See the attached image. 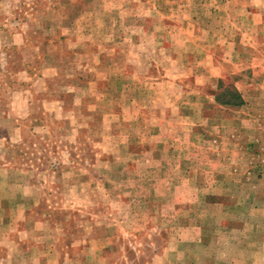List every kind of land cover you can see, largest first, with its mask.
Wrapping results in <instances>:
<instances>
[{
	"label": "crops",
	"instance_id": "obj_1",
	"mask_svg": "<svg viewBox=\"0 0 264 264\" xmlns=\"http://www.w3.org/2000/svg\"><path fill=\"white\" fill-rule=\"evenodd\" d=\"M18 5L0 0V14ZM61 6L70 35L92 38L105 51L98 72L111 82L103 89L100 81L79 87L75 80L78 101L68 121L100 155L126 154L114 165L133 181L111 187L101 160L103 183L86 174L79 181L67 170L46 181L45 173L19 168L18 152L6 145L25 141L26 123L33 132L35 121L20 105L0 101V254L7 255L0 264H93L92 253L101 255L124 230L69 212L92 209L97 196L117 206V220L123 207L130 209L133 230L156 222L166 231L176 246L147 264H264V178L249 152L264 128V99L251 97L264 91V0H64ZM151 14L162 15L155 38ZM130 59L139 68L125 63ZM255 78L262 84L253 89ZM229 91L241 97L240 106L223 103ZM240 190L249 192L240 197ZM52 206L68 213L57 222L44 210ZM174 252L179 261L167 256Z\"/></svg>",
	"mask_w": 264,
	"mask_h": 264
},
{
	"label": "rangeland",
	"instance_id": "obj_2",
	"mask_svg": "<svg viewBox=\"0 0 264 264\" xmlns=\"http://www.w3.org/2000/svg\"><path fill=\"white\" fill-rule=\"evenodd\" d=\"M63 1L19 0V9L0 14V101L20 105L23 113L30 116V122L35 121V125H32L35 127L33 132L31 125L26 123L25 141L9 142L6 146L18 152L19 168H27L35 176L45 173L46 181H52V173L67 170L77 173L79 181L86 174L87 181L92 178V181L103 183V178L98 173L101 160L102 165H109L110 173L106 180L111 187L132 183L130 172L119 174L114 165L120 159L126 160V154L118 156V159L113 153L100 155L99 146L90 141L83 131H75V126L68 121L71 105L78 101L73 92L75 80H78L79 87L83 81L86 84L100 81L103 89L109 87L111 82L104 79V76L100 77L98 72L99 67H103L106 55L103 48L96 45L92 38L84 42L83 37L77 39L70 35L67 28L68 13L61 6ZM161 21L162 15L151 14V38L157 37V33L162 31ZM118 55L121 54L117 53ZM125 63L132 69L139 68L134 59ZM112 67L115 69V65ZM252 83L253 89L262 84L260 78H255ZM257 91L261 95L252 93L251 97L264 99V91L254 90L255 93ZM253 103L256 104L254 101ZM259 136L258 141L253 142L250 147V161L257 174L264 178V128ZM133 148L131 146L129 150ZM247 192L249 191L245 190L243 193L240 190L239 196L243 197ZM253 192L257 195L260 190L256 186ZM97 200L98 203L92 209L80 207L69 212L81 213L82 218H94L93 225L98 226L103 222L108 226L119 224L124 230L121 236L108 240V247L101 255L92 253L90 260L93 264H147L156 253H162L164 248L176 246L172 243L169 245L172 240L165 236L166 231L161 230L160 223L140 222L138 229L133 230L136 227L127 219L130 209L123 207V219L117 220V206L111 205L110 201H100L99 196ZM57 208L60 207L52 206L44 210L54 213L52 218L55 216L59 222L68 211H58ZM79 224L80 221L75 223L76 226ZM64 225L68 226V223ZM152 228H158L160 232H154ZM77 233L75 230V234ZM80 242L82 241H77L74 249L76 257L81 255ZM62 243L70 244L72 239L64 238ZM65 254H61L60 261L67 257ZM73 256L70 255V258ZM167 256L172 262L179 261V255L175 252L167 253ZM0 257L7 260L5 253H1Z\"/></svg>",
	"mask_w": 264,
	"mask_h": 264
},
{
	"label": "trees",
	"instance_id": "obj_3",
	"mask_svg": "<svg viewBox=\"0 0 264 264\" xmlns=\"http://www.w3.org/2000/svg\"><path fill=\"white\" fill-rule=\"evenodd\" d=\"M229 100L225 101L223 103L228 104V105H233V106H240L241 104V97L237 95L234 91H229L227 95H225Z\"/></svg>",
	"mask_w": 264,
	"mask_h": 264
}]
</instances>
